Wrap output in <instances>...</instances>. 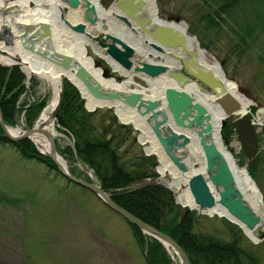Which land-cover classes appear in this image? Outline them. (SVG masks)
<instances>
[{"label": "water", "instance_id": "obj_1", "mask_svg": "<svg viewBox=\"0 0 264 264\" xmlns=\"http://www.w3.org/2000/svg\"><path fill=\"white\" fill-rule=\"evenodd\" d=\"M60 1L65 3L66 6L68 5L74 12H78V10L83 11L82 20H79L78 23L72 24L67 21L63 15L64 13H68L66 8H61V12L64 13L59 14V19L69 29L68 32L73 33V36L85 35L94 43L92 47L97 46L99 50H103L107 54L104 59L111 64L112 70L117 71L123 77L124 73L134 75L136 73L143 76L144 80L162 78L168 82V85L162 88V95L159 97H154L138 90L124 91L111 88L109 85H104L102 81L110 82L115 79L101 70L100 64L95 63L88 57L89 60H92L91 66L88 67L87 64V66L82 64L72 55L58 50L54 43L55 37L49 23H21L17 27V37L20 46H22L25 52L36 56V59H41L43 63L41 65L44 68H48L49 65L53 66L58 76H62L58 85L57 100L53 106L52 120L55 121L63 102L62 83L63 78H66L69 83L77 88L80 97L85 100V108L88 112L108 107L114 110V114L124 125L125 123L120 115L121 112L125 115H131V118L136 121L142 120L146 128H149L152 137H154L156 146L161 149L166 158L167 166L174 168L178 175L184 176L187 179L186 186L194 204L193 208L187 206L189 210H196L199 216L212 215L210 212L214 208L223 210L227 216H221L239 226L249 239L255 243L263 239L264 235L260 238L258 237V240L251 233H254L261 225H264V219L256 215L251 205L243 198L240 189L236 187L235 176H233L229 160L215 144L212 134L215 128H217V133L221 138V129L224 126L225 120L228 119L232 123L233 131L236 133L237 142L240 146L239 148L246 158L243 168L244 171H247V167L254 161L257 155L258 147L254 122H252L251 117L245 111L248 102L244 98L237 97L227 91L224 87V80L218 79L212 71L203 69L199 51L189 46L187 36H185L183 31V29H186L185 26L183 24L175 25L168 23L158 18L154 0H151L152 8H154L153 14L145 12V0H118L110 4V6L117 12L114 14V17L120 22L114 20L111 24L106 23L108 30L99 33L98 30L94 31L92 29L97 26L98 17L91 1ZM30 2L35 7L36 4L32 1ZM90 32H97L99 34L91 35ZM133 32L137 33L138 37L132 34ZM140 38H142L143 43L138 41ZM0 41L8 43V51L11 50L10 35L4 33L0 36ZM193 41L196 42V39L193 38ZM144 43L147 45H144L146 47L140 51L139 47ZM0 52V54H6V50H0ZM177 52L180 55L176 54ZM85 56H87L86 53ZM138 56L142 58H145V56H150L151 58L158 56L164 59L165 62L139 61L137 60ZM168 57L179 61L180 66L176 67V62L172 66H168L167 64H171V62L166 60ZM115 65L120 69H115ZM5 66H17L25 75L23 67H21L18 60L5 64ZM181 68L184 72L179 71ZM219 72L221 73L222 71L219 70ZM64 73L73 76L77 83L83 86L85 93L90 97V101L93 102V108L87 107V99L84 97L79 86L73 83L67 76H64ZM97 73L100 75L102 81H99L97 78ZM25 78H27L26 75ZM28 79L26 80V89ZM190 84L198 85L199 91L204 92L210 97H214V101L217 102L223 115V118L218 121L219 124L213 122L206 102L203 101V97H196L193 92H190ZM145 91L150 92L148 89ZM242 91L248 97L247 90L243 89ZM259 106L262 107L260 103ZM21 121L23 125H26L24 118H21ZM38 121L39 118H37L35 124L26 130H22L20 127L13 128L5 125L0 111V128L10 140L19 141L27 139L33 142L32 137L40 135L46 137L49 142L48 153L42 151L40 153L55 163L58 172L63 177L67 178L71 183H76L84 189L90 190L98 197L102 204L114 213L121 215L128 224L134 225L141 233L162 244L169 255V250L174 252L177 255L179 264H190L187 255L179 244L168 235L161 233L153 226L151 227L149 224L136 218L132 213H128L121 206H118L111 200L109 195L104 193L99 185H95L92 182L90 177L85 182L69 173L66 163L61 160V157L55 150L52 138L49 139L41 128L36 127ZM131 125L135 130L139 131V135H142L139 127H135L134 123H131ZM195 138H197V144L200 146L202 156L204 157L202 167L199 166L201 162L198 163L197 160L187 154V150L192 147L191 144ZM149 155L157 158L154 153L149 152ZM157 159L159 161V158ZM241 159V156L233 155L234 166L239 165ZM58 160L62 161L63 165ZM160 165L161 162H159L158 168ZM157 173L160 175L159 172ZM188 173H190V176H187ZM160 177L156 179L157 184H162L168 190L173 191L176 200V192L164 183V181L170 182L172 179L169 177L165 178L166 180H162ZM181 206L182 208L186 207V205ZM171 264L176 263L172 260Z\"/></svg>", "mask_w": 264, "mask_h": 264}, {"label": "rangeland", "instance_id": "obj_2", "mask_svg": "<svg viewBox=\"0 0 264 264\" xmlns=\"http://www.w3.org/2000/svg\"><path fill=\"white\" fill-rule=\"evenodd\" d=\"M4 1L13 2V0ZM99 1L102 6H110L118 0ZM27 2L30 8L34 7L30 0ZM153 2L158 18L175 25L183 24L187 35L196 39L199 49L205 51L211 63L217 64L225 79L236 83L240 89L247 90L248 97L244 93L238 94L249 103L245 110L256 122L255 132L258 143L257 155L247 167V173L260 192L261 207L264 211V119L261 123L257 121V117L261 116L260 109H264V64L262 65L259 60L264 59V56L249 55L241 49L240 54L234 51L232 40L228 36L230 33L209 19L208 14L214 8L210 0L206 2L205 0H154ZM63 15L66 17L67 13ZM13 17L14 15H11L9 19ZM103 29L108 30L106 25ZM86 54L95 63L100 64L101 70L114 76L118 83L123 81L124 78L117 71L112 70L111 64L104 59L107 54L103 50H99L96 46L92 47L90 43L86 46ZM152 61L164 62L158 56L153 57ZM179 71L184 72L182 68ZM65 81L68 82L63 78L62 87ZM24 86L25 91L18 98L17 110L15 109L16 113L13 115L14 123L9 125L13 128L20 127L22 130L29 129L35 124L53 99L52 87L35 75L29 77L28 91L26 79ZM148 87L143 76L135 73L133 85L129 90ZM146 94L150 92L146 91ZM40 102L43 105L38 115L31 120V124H28L25 120L28 107ZM83 108L88 112L84 99ZM96 110L99 111L94 117L97 127L108 124L107 118L110 115L116 117L111 108ZM21 118H24L26 125H23ZM116 119L117 124L123 125L118 117ZM117 124L115 123L111 128H116L118 135L125 141L116 145L114 143L113 147L117 146V152L123 156V160L139 155L154 159L152 163L155 165L150 166L154 178L140 182L132 188L156 185L167 189L164 185L157 184L155 180V178L159 179L157 173L159 161L152 155L148 156L146 145H143L138 138L139 131L130 125H123L126 129L119 128ZM229 124L230 126H227ZM54 126L61 136L52 138V141L56 152L66 163L69 173L70 170L74 171L79 177L71 174L85 182L90 177L95 185L100 186L94 173L76 157L72 137L60 127L56 119ZM221 134L222 145H225L232 155L242 157L239 165L243 167L246 159L240 148L238 151L234 148L235 143H238L237 136L233 131L232 123L228 120H225ZM33 145L40 153V147L35 142ZM43 175H47L43 163L23 161L12 148L0 146V188L5 197L13 201L0 204V264H149L146 251L152 247L150 245L152 239L147 236L148 238L144 240H136L124 219L102 204L90 191L69 185L65 193H60V190L66 186L65 180L61 177L54 178L55 174L52 172L48 173V180H44ZM165 178L167 175L162 180ZM169 191L172 193L175 205L184 212L185 208L177 203L173 191ZM193 212L196 213L197 218L193 232L209 234L227 242L237 240L238 246L253 255L257 264H264V238L255 243L230 220L217 215L199 216L196 210ZM263 235L264 231H258L256 239ZM162 252L165 253L169 263L173 260L179 264L176 254L172 252L173 256H171L165 249H162Z\"/></svg>", "mask_w": 264, "mask_h": 264}, {"label": "trees", "instance_id": "obj_3", "mask_svg": "<svg viewBox=\"0 0 264 264\" xmlns=\"http://www.w3.org/2000/svg\"><path fill=\"white\" fill-rule=\"evenodd\" d=\"M210 1L214 8L208 14L209 19L230 33L227 35L232 40L234 51L240 54L241 49L249 55L264 56V0ZM259 60L263 65L264 59ZM25 79L19 67L0 65V111L2 120L7 126L14 123L13 115L17 110L18 98L25 91ZM63 87L64 100L56 120L74 140L78 160L89 167L100 182L103 191L114 203L139 220L166 233L187 254L190 264H257L253 255L238 246L237 240L227 242L209 234L193 232L197 222L196 213L188 209L181 211L175 205L169 190L156 185L133 189L132 186L154 178V172L150 169V166L155 165L152 163L154 159L139 155L123 160V156L117 152V146L113 147L114 143L116 145L125 141L118 135L116 128H111L115 123L117 124L116 117L110 115L107 118L108 124L97 127L94 117L99 111L87 112L83 108V99L79 97L77 89L67 81L64 82ZM42 105L43 103L40 102L28 107L25 113L28 124H31V120L38 115ZM117 125L126 129L123 125ZM0 146L12 148L23 161L43 163L47 172V175L42 177L44 180L49 179L48 173L51 172L55 174L54 178L61 177L65 180L66 186L60 190V193H65L69 185L83 189L63 177L57 171L55 164L38 153L29 140L11 141L0 128ZM70 172L79 177L74 171L70 170ZM7 201L13 202L12 199L8 200L5 197L0 188V204ZM125 223L128 224L126 221ZM128 225L136 240H144L147 237L132 224ZM150 243L152 247L146 251L149 264H170L165 253L162 252L163 246L154 239Z\"/></svg>", "mask_w": 264, "mask_h": 264}, {"label": "bare ground", "instance_id": "obj_4", "mask_svg": "<svg viewBox=\"0 0 264 264\" xmlns=\"http://www.w3.org/2000/svg\"><path fill=\"white\" fill-rule=\"evenodd\" d=\"M28 0H13V2L9 3L4 0L0 1V36L4 33L10 35V42L12 43L11 50L8 51V43H3L0 41V50H6V54H0V63L2 65L10 64L13 62H16L18 60L21 64V67H23V70L25 72V75L27 78H29L32 75H35L36 77H39L41 80H43L45 83H47L50 87L53 89V99L50 102V104L45 108L44 112L41 114L39 118V122L37 124V128H41L42 131H44L48 138H54L61 136L59 132L55 129L54 126V120H52V111L53 106L56 103L57 100V94L59 91L58 85L62 78V76H58V73L56 72L55 68L53 66H48V68H44L41 64V59H36V56L31 55L28 52H25L22 46H20V42L18 40V32L17 27L21 23H27V22H44L49 23L52 32L54 34V43L56 44V47L58 50H62L65 54L72 55L77 61L81 62L82 64H87L88 67L91 66L92 60H89L88 56H85L86 53V46L91 44H94L90 41V38L85 35H79L73 36V33L68 32L69 29H67L64 26V23L60 21L59 14H61V8H66L67 10V16L66 19H69V22L72 24L78 23L79 20H82L83 11L78 10V12L72 11L68 5L66 6L65 3H63L60 0H30L34 2L36 5L33 8H30L28 6ZM92 2V4L95 7V10L97 12L98 17V24L96 27H93L94 31H97L99 33L107 31L103 29V26L106 25V23L111 24L115 19L114 14L117 13L114 9L111 8V6H102L98 0H89ZM146 1V11L149 14H153L154 8L152 5L151 0H145ZM14 15L13 18L9 19V16ZM107 21V22H106ZM120 22L119 20H117ZM100 27V28H99ZM182 29V28H181ZM185 36H187V40L189 43L190 48L195 49L199 51L201 64L204 70L212 71L213 74L220 80H224V87L227 91H229L231 94L239 97V92L243 93V91L240 89V87L234 83L229 82L228 80H225V77H223L222 72H219V68L216 63H211L209 59H207V56L205 54V51L200 50L199 47L195 44L193 41V38L187 35L186 29H183ZM97 32H90L91 35L99 34ZM136 37H138L137 33H132ZM138 41L143 43L142 38H140ZM144 45L139 47V50L141 51L144 49ZM1 53V52H0ZM141 54V52H139ZM180 55V53H176ZM137 60H148L152 61V58L150 56H145V58H142L138 56ZM169 58V57H168ZM166 59L167 61L171 62V64H167L168 66H172L175 62V66L179 67L180 63L179 61L175 59ZM21 59V60H19ZM86 65V66H87ZM115 69H120L117 65H115ZM174 66V65H173ZM117 69V70H118ZM100 72V71H99ZM64 76H67L69 79L72 80L73 83H75L77 86H79L81 92L83 93L84 97H86V105L89 108H93V102L90 101V97L85 93L83 86H80L79 83L74 79L73 76L68 75L64 73ZM110 76V75H109ZM133 76L134 74L124 73V79L122 82L118 83L114 77L115 80H112L110 82H106L105 80L102 81L100 75L97 73V78L99 81L104 82V85H109L111 88H116L120 90H127V91H133L129 90V87L133 85ZM146 83L148 84V90H150V95H153L154 97H159L162 91V88L166 87L168 85V82H166L164 79H156V80H150L146 79ZM142 92L146 93L144 89L141 90ZM190 92H193L196 97H203V101L206 102V105L208 107V111L211 114V117L213 119V122L216 124H219L218 121L223 118L222 112L218 107L217 102L214 101L213 96H208L204 92L199 91V86L195 84H190ZM241 97V96H240ZM249 104V103H248ZM261 116L259 115V118L257 117V121L262 122L264 119V109H260ZM121 117L123 122L126 125H131V123H134L135 127H139L142 131V135H140L141 142L146 144L147 151L146 153H154L157 158H159V162H161L160 167L158 168V172L160 173V176L170 177V182L164 181V183L167 184L168 187H171L176 192V200L179 204H182L183 206L186 205V207L193 208V200L190 198L189 191L186 186L187 179L184 176H180L176 173L174 168L168 167V163L166 162V158L164 157L161 149L156 146L154 137H152L149 128L147 129L145 124L142 122V120H135L131 118V115L123 114L121 112ZM215 124V126H216ZM214 136V142L219 147L220 151L223 155H226L227 159L229 160V164L232 167L233 176H235V183L236 187H238L243 195V198L251 205V207L256 212V215L262 217L264 219V211L261 207V197L260 192L257 189V186H255L254 182L252 181L251 177L248 176L247 171H244L243 167H240V165L234 166L233 160H232V153L228 150L225 145H222L220 135L217 133V128H215V131L212 133ZM193 135V134H191ZM34 142L40 147V151L48 153V145L49 142L46 137L43 135L32 137ZM192 147H190L187 150V154L189 156H192L193 159L197 160L198 163H202L204 160V157L202 156V150L200 146L197 144V138L194 139V141L191 144ZM239 144L235 143L234 148L236 151L239 150ZM196 156V157H195ZM59 159V158H58ZM62 160V158H61ZM59 163H62L63 160H58ZM169 175V177H168ZM187 176H190V173L187 174ZM187 207V208H188ZM212 215H216L217 213L219 216L225 215L227 216L226 212L217 208H214L210 212ZM211 215V216H212ZM264 231V225H261L259 229H257L254 233H251V235L254 237L258 233V231ZM170 255H172V251L169 250ZM173 256V255H172Z\"/></svg>", "mask_w": 264, "mask_h": 264}]
</instances>
